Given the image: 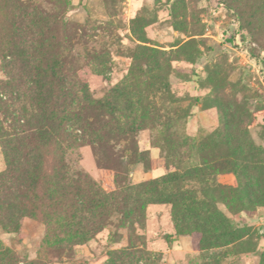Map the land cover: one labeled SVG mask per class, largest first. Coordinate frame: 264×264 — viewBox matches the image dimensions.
<instances>
[{"label":"rangeland","instance_id":"374dc122","mask_svg":"<svg viewBox=\"0 0 264 264\" xmlns=\"http://www.w3.org/2000/svg\"><path fill=\"white\" fill-rule=\"evenodd\" d=\"M21 1L43 19L0 0V49L40 28L69 118L25 176L0 145V264H106L128 247L264 264V0ZM81 85L93 102L70 107ZM185 192L194 205L172 198Z\"/></svg>","mask_w":264,"mask_h":264},{"label":"trees","instance_id":"16d2710c","mask_svg":"<svg viewBox=\"0 0 264 264\" xmlns=\"http://www.w3.org/2000/svg\"><path fill=\"white\" fill-rule=\"evenodd\" d=\"M13 3L19 13L32 16L31 18L35 22L43 19L38 9L21 0H13ZM18 18L16 16L12 18L13 27ZM9 33L10 43L0 49V53H3L4 56L0 63L3 73V78L0 79V145L7 161L6 170L18 173L21 167H25L21 174L25 176L30 168L40 165L43 140L46 137L52 138L64 133L66 131L64 121L69 117H67L66 107L57 110L56 104L51 98V83L55 74L53 70L46 68L48 57L44 54V47L41 44L40 36L43 33L40 28L24 27L22 29L16 27ZM93 58L94 60L100 59L97 56H93ZM70 96V107H77L81 98L88 101L87 103L92 101L84 85H81L77 91L70 90ZM30 98L32 100L28 101ZM25 101L37 107L36 113L28 114L34 121V126L28 127V129L20 128V124L16 120L17 114H22L26 110L23 105ZM73 109L69 108L70 111ZM79 109L81 110L80 107ZM75 114L70 115L76 118ZM8 115L10 122L7 123L5 118ZM9 131L12 133L10 134ZM29 155L32 156L31 165L28 164L26 158ZM129 189L130 187H127L125 190ZM180 196L184 201L189 200V206L194 205L195 202L191 199V195L186 192L175 194L172 198L179 201ZM152 256L141 249L128 247L109 252L106 264H154L156 258Z\"/></svg>","mask_w":264,"mask_h":264}]
</instances>
